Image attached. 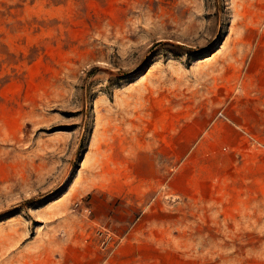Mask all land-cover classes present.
I'll use <instances>...</instances> for the list:
<instances>
[{
    "label": "rangeland",
    "instance_id": "1",
    "mask_svg": "<svg viewBox=\"0 0 264 264\" xmlns=\"http://www.w3.org/2000/svg\"><path fill=\"white\" fill-rule=\"evenodd\" d=\"M0 264H264V0H0Z\"/></svg>",
    "mask_w": 264,
    "mask_h": 264
}]
</instances>
